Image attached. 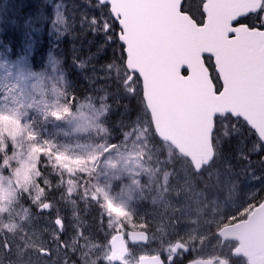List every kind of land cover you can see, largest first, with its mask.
<instances>
[{
	"label": "rangeland",
	"instance_id": "obj_1",
	"mask_svg": "<svg viewBox=\"0 0 264 264\" xmlns=\"http://www.w3.org/2000/svg\"><path fill=\"white\" fill-rule=\"evenodd\" d=\"M47 1L34 29L24 31L17 59L0 55V264H68L62 234L51 243L49 230L38 222L47 218L38 216L39 208L55 193L57 210L82 204L101 209L111 238L128 232L140 210L149 212L148 244L124 264H137L144 255L169 258L177 243L195 255L207 250L231 264H248L232 260L236 244L222 243L217 231L238 215L246 220L264 200V145L255 133L241 119L220 117L215 161L196 173L156 135L137 75L123 85L129 101H116L126 65L109 8L96 0ZM188 6L202 20V0H189ZM106 23L112 28L106 30ZM44 32L48 54L38 71L34 41ZM71 39L88 54L76 59V68L90 91L75 102L69 100L64 67ZM80 248V264L110 260L111 251L102 245L85 239ZM181 256L171 264H181Z\"/></svg>",
	"mask_w": 264,
	"mask_h": 264
},
{
	"label": "snow or ice",
	"instance_id": "obj_2",
	"mask_svg": "<svg viewBox=\"0 0 264 264\" xmlns=\"http://www.w3.org/2000/svg\"><path fill=\"white\" fill-rule=\"evenodd\" d=\"M103 2L109 5L119 28L118 39L125 46L126 71L120 86L138 74L137 82L146 93L151 90L156 94L167 86L192 105L214 108L223 104L233 111L252 113L264 109V0H207L202 26L182 11L181 0ZM250 15L257 16L258 27L240 20ZM112 26L104 24L106 30ZM204 54L214 60L222 80L219 91L210 78ZM53 115L62 118L59 113ZM215 123L213 118V128ZM54 223L58 229L54 238L61 241L64 222L57 218Z\"/></svg>",
	"mask_w": 264,
	"mask_h": 264
},
{
	"label": "water",
	"instance_id": "obj_3",
	"mask_svg": "<svg viewBox=\"0 0 264 264\" xmlns=\"http://www.w3.org/2000/svg\"><path fill=\"white\" fill-rule=\"evenodd\" d=\"M96 1L102 6L109 7L103 0ZM206 2L207 0H204V4ZM183 4L184 0H181L182 8ZM202 11L206 20V14L204 10ZM185 14L192 18L188 13ZM246 18L248 17H241L240 20L242 21ZM197 25L199 24L197 23ZM120 43L122 44L121 41ZM205 57L210 56L204 54L203 58ZM206 67L208 68L207 65ZM181 71L183 74L185 69ZM216 73L218 74L217 71ZM209 74L212 79L210 70ZM134 75L132 74V80ZM220 82L222 84L221 79ZM145 96H147V99H145ZM143 97L158 138L162 142L172 146L183 158L189 160L196 173H201L216 158L213 144V134L215 131V128H213V118L216 120L217 117L230 115L234 119H241L254 131L259 141L264 145V109L252 113L242 109L233 111V109L223 104H218L214 108L192 105L167 86H163L156 94H153L151 90L147 93L143 90ZM216 112L220 114L214 115ZM49 205V203L42 205L39 211H49L47 210ZM218 235L225 242L232 241L239 243L238 247L233 251L234 258L244 257L247 259L248 264H264V201L253 210L246 220L222 228L218 232ZM148 240L149 235L145 232H129L128 239L125 238L123 233H117L110 241L112 248L111 262L123 264L124 259L129 253L127 242L131 245H146ZM179 250H183L185 253L188 251L186 247L178 243L173 248L174 254ZM171 261V258L168 261H164L161 255H153L141 257L138 264H170ZM198 264H214V261H200ZM220 264L227 263L221 261Z\"/></svg>",
	"mask_w": 264,
	"mask_h": 264
},
{
	"label": "trees",
	"instance_id": "obj_4",
	"mask_svg": "<svg viewBox=\"0 0 264 264\" xmlns=\"http://www.w3.org/2000/svg\"><path fill=\"white\" fill-rule=\"evenodd\" d=\"M188 1L185 0L183 5V11L190 14L191 17L199 24H203V20L205 19V15L201 11L202 20L199 19L197 14L192 10L191 7L188 6ZM203 2V1H202ZM48 5L47 0H0V55L7 56L10 59H17V51L23 45L24 42V31L34 29V25H36L37 19L40 18L41 9ZM243 22L246 23L245 20ZM116 29L118 25H115ZM48 37V32H44L43 36L40 38V42L34 41V54L32 56V63L34 68L38 71L44 69L48 49L46 46ZM78 39H76L77 41ZM74 39L66 41L64 47V56H65V70L68 73V93H69V100L75 102L76 100L84 99L90 88L88 87L87 80L84 77V74L77 70L76 62L77 58H85L88 57L87 53H84L81 50ZM119 41V39H118ZM120 43V41H119ZM121 45V44H120ZM122 46V45H121ZM122 53L123 57L126 62V55L124 52V47L122 46ZM205 62L209 67L213 81L217 87V91L222 88L220 83L219 77L215 72V67L213 65V59L209 57H205ZM126 65V63H124ZM126 68V66H125ZM117 92L119 97L116 98V101H129V98L124 95V87L120 86L117 88ZM228 117V116H227ZM216 119V123L218 122ZM245 126L247 124L245 123ZM264 163V157H263ZM55 186V185H53ZM56 190V187H53ZM47 200L51 203V209L48 212H45L46 215H50L52 218H60L64 221L66 228L64 229L63 236H62V243L71 245L70 247H61L62 251L65 252V255L68 260V264H80L79 256H81V248L80 244L87 239L93 243H96L98 246L102 245L103 249L109 250L110 248V240L112 239L111 236L108 234L109 228L103 227L101 225V221H99L98 215H85L87 210H101L97 208H89L86 209L85 206L82 204V209L76 210H57L54 208L55 205L58 203V194L55 193V196L48 195ZM264 201V200H263ZM262 201V202H263ZM261 202V203H262ZM260 203V204H261ZM259 204V205H260ZM255 205V204H254ZM257 205V203H256ZM258 205V206H259ZM96 207V206H94ZM256 206L254 207V209ZM253 209V210H254ZM74 212L75 215H72ZM243 214H241L242 216ZM38 216L42 218L38 210ZM240 215L233 218L228 222V224H234L236 221H241L243 218ZM136 219L138 221H147V218L151 220V216L148 211L140 210L136 215ZM74 218L77 221L71 222V219ZM81 220V221H78ZM89 220V222H88ZM40 223L44 225L46 229L49 230L48 238L51 236L53 237L52 230H54V226L48 224L49 221L40 220ZM226 226V225H225ZM71 228V229H70ZM68 229H70L69 232ZM82 232V235L78 236L77 232ZM5 239V235H4ZM50 239V238H49ZM67 240L75 241V243H68ZM5 243V241H4ZM51 255H53L52 251H50ZM167 259V258H165ZM100 264H103L101 262Z\"/></svg>",
	"mask_w": 264,
	"mask_h": 264
},
{
	"label": "flooded vegetation",
	"instance_id": "obj_5",
	"mask_svg": "<svg viewBox=\"0 0 264 264\" xmlns=\"http://www.w3.org/2000/svg\"><path fill=\"white\" fill-rule=\"evenodd\" d=\"M245 21L249 25L257 26V27L259 26L257 24V16H255V15L249 16L248 18L245 19ZM46 212H48V211H46ZM74 213H78V212H74ZM74 213L72 215H75ZM94 214L98 215L99 221H101L100 224L103 225V227L107 228L110 222H109L108 217L105 214H103L102 210H93V211L87 210L85 212V215H94ZM40 215H45V217L48 218L47 219L49 221L48 224H51V225L54 224V226H56L55 223H54L55 218H52L50 215H46L45 212L40 214ZM144 219L145 218H143V221L141 222V221H138L135 216H133L131 229H128V232H126L125 234L123 233L125 235L126 239H128V233L129 232H145V233H147L149 235L148 231H149L150 226H151V220H149L147 218V221H144ZM75 221H77V220L74 219V218L71 219L72 223L75 222ZM78 221H81V220H78ZM88 222H89V220H88ZM65 228H66V225H65ZM53 229H55V227ZM63 235L64 234H62V236ZM49 238H50L49 240L51 241V243H53V242L57 243V240L54 237L50 236ZM222 243H226V242L222 241ZM109 245H110V243H109ZM128 245H129V254L124 259V262H126V260L130 257V255L132 254V251L136 250V248L139 247V246H143V245H138V244L137 245H131L129 242H128ZM236 245H238V244H236ZM108 249L111 251V254H112L111 245H110V248H108ZM196 252H198L197 255L193 254L194 250L191 247H188L187 253H184L183 251H181L182 256H181V262L180 263L181 264H184V263H186V264H198L200 261L214 260L215 263L218 264L222 260L221 258H215V257L211 256L212 253L208 252L207 250L198 249ZM144 256H146V255H144ZM149 256H151V255H149ZM176 256H178V253L175 254V255H171L170 258L171 259L172 258L175 259ZM140 257H142V256H140ZM140 257L138 258V261H139ZM239 259H241V258H239ZM124 262H123V264H124ZM228 262H230V261H228ZM103 264H114V263H112L111 260H109V261L103 260ZM230 264H231V262H230Z\"/></svg>",
	"mask_w": 264,
	"mask_h": 264
}]
</instances>
